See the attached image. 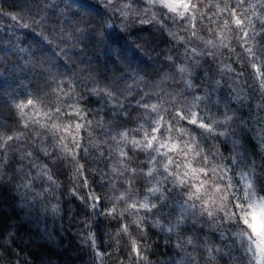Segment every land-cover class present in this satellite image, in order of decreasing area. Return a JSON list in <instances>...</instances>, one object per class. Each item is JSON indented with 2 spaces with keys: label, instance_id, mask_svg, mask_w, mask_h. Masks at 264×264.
<instances>
[{
  "label": "clouds",
  "instance_id": "clouds-1",
  "mask_svg": "<svg viewBox=\"0 0 264 264\" xmlns=\"http://www.w3.org/2000/svg\"><path fill=\"white\" fill-rule=\"evenodd\" d=\"M0 264H264V0H0Z\"/></svg>",
  "mask_w": 264,
  "mask_h": 264
}]
</instances>
